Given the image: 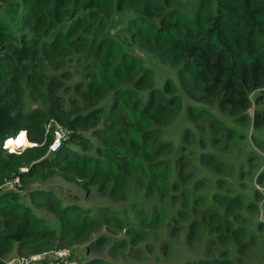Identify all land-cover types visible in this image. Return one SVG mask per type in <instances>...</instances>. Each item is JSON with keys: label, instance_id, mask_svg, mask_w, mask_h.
Returning a JSON list of instances; mask_svg holds the SVG:
<instances>
[{"label": "trees", "instance_id": "obj_1", "mask_svg": "<svg viewBox=\"0 0 264 264\" xmlns=\"http://www.w3.org/2000/svg\"><path fill=\"white\" fill-rule=\"evenodd\" d=\"M7 1L11 0H0ZM174 4L175 0H19L9 18L0 9V264L14 252L41 256L86 244L100 227L119 220L107 207L91 215L76 203L63 205L57 192L44 187L29 192L28 204L15 190L20 183L60 176L87 191L96 186L100 194L115 200L127 198L136 175L148 196L166 197L179 188L176 181L169 182V172L160 162L172 150V142L160 141L157 130L169 125L181 106L175 83L168 79L158 87L143 59L122 47L109 29L105 32L104 17L130 9L126 39L163 64L177 66L188 98L264 128V0H189L179 9ZM189 6L192 13L183 10ZM88 47L93 70L87 83L69 89V73L48 77L42 71L47 65L61 69L66 58ZM28 87L69 130L56 152L49 153L54 133L47 134L48 113L24 110ZM187 109L196 119L208 117L193 104ZM22 131L35 145L7 153L5 141ZM17 176L20 183L4 185ZM241 199L227 196L223 203L236 209L243 206ZM36 206L55 215L59 227L37 213ZM218 213L227 225L232 223L224 208ZM180 216L187 218L188 212ZM161 222L158 213L145 219L152 227ZM135 231L130 241L122 239L119 245L138 244L146 233ZM196 231L194 222L189 241L197 239ZM109 242L101 235L92 247L102 249ZM87 264L109 263L95 258Z\"/></svg>", "mask_w": 264, "mask_h": 264}, {"label": "rangeland", "instance_id": "obj_2", "mask_svg": "<svg viewBox=\"0 0 264 264\" xmlns=\"http://www.w3.org/2000/svg\"><path fill=\"white\" fill-rule=\"evenodd\" d=\"M17 1L0 2L5 17L12 15ZM188 2L175 0L172 7L183 8ZM189 8L183 10L192 13ZM131 14L130 9H124L117 11L114 17H104L102 22L105 23V32L109 29L111 35L124 45L122 47L131 49L152 69L158 87L162 88L168 79L175 83L181 106L175 119L157 130L160 141L172 142V150L165 152L160 162L169 172V182L176 181L179 188L174 187L166 197L148 196L145 187L136 181V175L131 178L127 198L115 200L100 194L96 186L87 191L80 184L69 183L60 176L44 175L26 184L20 183L15 190L28 204L31 201L29 192L44 187L57 192L63 199V205L76 203L91 215L97 214L99 208L107 207L119 219L96 230L86 244L24 258L35 263L48 262L56 259V253L68 250L70 255L61 264H87L95 258L109 264H214L215 260L219 263L230 260L229 264H264V128H254L252 119L244 122L230 118L215 105L195 103L188 98L181 88L177 66L163 64L154 54L126 39ZM92 60V50L88 47L82 53L66 58L61 69L47 65L42 71L48 77L69 73L71 77L65 80V84L71 89L78 82L89 81ZM61 94L69 98L67 91H61ZM189 104L200 107L208 117H192L187 109ZM36 108L48 113L47 134H53L58 125L66 135L69 133L49 113V105L33 97L32 89L28 87L24 110ZM255 108L253 103L248 113L250 118ZM216 123L219 126L214 125ZM227 196H240L243 206L228 209L223 203ZM216 200L218 203L214 202ZM218 208L225 209L232 223L227 225L223 214L216 215ZM35 209L53 226L59 227L55 215L43 207L36 206ZM180 212H188V217L182 218ZM156 213L161 215V223L154 227L145 223V219H153ZM194 222L198 236L191 242L189 227ZM139 229L146 235L138 244L125 248L119 245L122 239L130 241L135 230ZM101 235L110 239L109 244L102 249L92 247ZM21 258L14 252L2 260L4 264H19Z\"/></svg>", "mask_w": 264, "mask_h": 264}, {"label": "built area", "instance_id": "obj_3", "mask_svg": "<svg viewBox=\"0 0 264 264\" xmlns=\"http://www.w3.org/2000/svg\"><path fill=\"white\" fill-rule=\"evenodd\" d=\"M24 132L20 133L16 139H19L21 137V135H23ZM26 135V133H25ZM26 138V136H25ZM14 138H10V139H7L4 143V148L9 150L10 152H16V153H19L20 149H24L25 147L27 146H33L35 145L34 143H31L29 142L27 139H26V142H24L23 144H20V145H10V141H12ZM66 139V132L64 131V129L58 125L54 131V140L53 142L51 143L50 145V148H49V153L51 152H56L60 147H61V144L62 142ZM16 183H20V177L17 176L14 180L12 181H8L6 182L4 185L5 186H8L10 188H12ZM70 255V251L68 250H64L62 252H58V254L56 253V260L50 262V263H47V264H61L63 261H65L68 256ZM33 259V257L31 258V260ZM18 263L19 264H35L34 261H30L24 257H22L21 259L18 260Z\"/></svg>", "mask_w": 264, "mask_h": 264}, {"label": "bare ground", "instance_id": "obj_4", "mask_svg": "<svg viewBox=\"0 0 264 264\" xmlns=\"http://www.w3.org/2000/svg\"><path fill=\"white\" fill-rule=\"evenodd\" d=\"M24 142H26L25 136L24 134L21 135V137L19 139L14 138L12 141H10V145L14 146V145H20L23 144Z\"/></svg>", "mask_w": 264, "mask_h": 264}, {"label": "clouds", "instance_id": "obj_5", "mask_svg": "<svg viewBox=\"0 0 264 264\" xmlns=\"http://www.w3.org/2000/svg\"><path fill=\"white\" fill-rule=\"evenodd\" d=\"M22 132H24V136H26L25 139H27V140L29 141V139H28V137H27V133H26V131H22ZM22 132H20V133H22ZM20 133H19V134H20ZM25 133H26V135H25ZM19 134H18V135H19ZM15 138H16V137H15ZM29 142H30V141H29ZM27 147H28V146H27ZM25 148H26V147H25ZM25 148H24V149H25ZM12 153H16V152H12Z\"/></svg>", "mask_w": 264, "mask_h": 264}]
</instances>
